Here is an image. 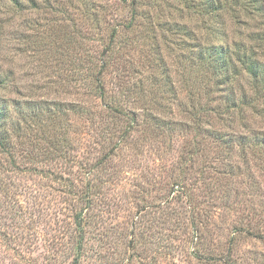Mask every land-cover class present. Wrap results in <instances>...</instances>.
Wrapping results in <instances>:
<instances>
[{
	"label": "rangeland",
	"instance_id": "374dc122",
	"mask_svg": "<svg viewBox=\"0 0 264 264\" xmlns=\"http://www.w3.org/2000/svg\"><path fill=\"white\" fill-rule=\"evenodd\" d=\"M20 1L0 0V264H264V146L240 139L264 141V0Z\"/></svg>",
	"mask_w": 264,
	"mask_h": 264
},
{
	"label": "trees",
	"instance_id": "16d2710c",
	"mask_svg": "<svg viewBox=\"0 0 264 264\" xmlns=\"http://www.w3.org/2000/svg\"><path fill=\"white\" fill-rule=\"evenodd\" d=\"M21 3H22V1H20V0H8V6L9 7H13L15 9L22 8L23 4H21ZM213 3L214 2H212L210 4H207V5L211 6V10H212L211 12L216 11L217 13L220 14V5H219V9H218L217 7L215 8L213 6L214 5ZM263 12H264V5L262 7V13ZM222 45L223 46L219 47V93H220L219 100L221 102L223 100V98H224V99H226L227 103L225 104L224 108H221V106H219V109H223V111L226 112V114L232 109L233 112L229 113V115H231V114L234 113V111L237 110V102H236V100H237L236 99L237 90H236V86H237V81H239V79H237V75H239V69H238L237 65L235 64V62L233 61L234 57L232 56V55H237V53L234 54V52H229V50L224 47V44H222ZM230 54H231V56H230ZM244 58H240L241 62H244ZM209 63L211 65V67L214 68L213 64L211 62H209ZM215 63L217 64L218 62H215ZM244 67H245V71H249V72L251 71L252 73H254L253 69H252L253 66H251L249 64H244ZM99 73L100 72H98V74ZM260 76H261V80L258 77H256L255 81L258 82L259 84L260 83L264 84V72L261 73ZM3 83L4 82L0 78V86ZM97 86H98L99 89L102 88V85L100 83H98ZM241 93H243L242 94L243 107L244 106H248L250 104V101H248L247 97L245 96V92L244 91L243 92L241 91ZM19 105L20 104H16L13 109L18 110L21 107ZM8 113H9L8 106L3 104L2 101L0 100V148L3 149V151L5 153L10 155V157H13V155L11 154V150L13 149L12 142H11V135L9 134L8 128L6 127L7 126L6 123H9V121H10V117H9ZM19 113H22V112L20 111ZM36 116H38V115H34L33 117L36 118ZM58 116H59L58 114L53 113V114L48 115V118L49 119H56L55 122H58L59 121V117ZM39 117H41V116H39ZM198 119H199V115L198 114H194L193 118H191V120L193 121L192 124L194 126L200 127L201 124H200V122H198L199 121ZM10 126L14 127V129L12 128V130H13L14 133L17 134L18 137L23 132L22 128H20L19 126H17L15 128L14 125L9 124V127ZM235 135L236 134H231L230 136H227V138L225 139L223 144L225 145L226 149L234 150L235 146L237 145V143H236L237 137ZM240 139L243 140L242 149L244 151L247 149V145H252L253 146L254 144L257 143V146H264V141H260V138L257 137V134H255L254 137H252V136L251 137L243 136ZM50 141H52L51 144L53 146H55V144L62 143L63 139H62V137L58 136V138L54 137ZM18 146H21V147L17 148V149L21 150V148L26 146V145H23L22 143H19ZM54 148H55L54 152L50 151L49 149H46L44 154L47 157H50L55 152L59 151V148H57V147H54ZM231 162H227V164L229 166H232ZM241 231H243V230H241ZM78 250H80V246L78 247ZM231 255H232L231 249L229 248V250L227 252V255H226L227 259H224V262H228L231 259L230 258ZM228 257H229V260H228ZM75 259L76 260H74L72 264H78V260L80 258L78 259V256H77Z\"/></svg>",
	"mask_w": 264,
	"mask_h": 264
}]
</instances>
